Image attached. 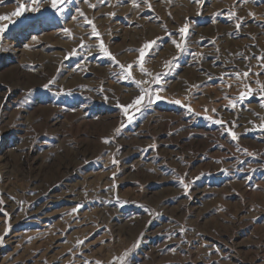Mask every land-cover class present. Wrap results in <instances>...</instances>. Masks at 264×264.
Returning a JSON list of instances; mask_svg holds the SVG:
<instances>
[{"label":"rangeland","instance_id":"obj_1","mask_svg":"<svg viewBox=\"0 0 264 264\" xmlns=\"http://www.w3.org/2000/svg\"><path fill=\"white\" fill-rule=\"evenodd\" d=\"M89 2L13 17L28 0H0V264H264V0ZM81 10L125 66L163 38L134 79L153 88L179 55L160 94L199 115L161 101L121 128L139 90ZM186 22L198 56L167 39Z\"/></svg>","mask_w":264,"mask_h":264},{"label":"snow or ice","instance_id":"obj_2","mask_svg":"<svg viewBox=\"0 0 264 264\" xmlns=\"http://www.w3.org/2000/svg\"><path fill=\"white\" fill-rule=\"evenodd\" d=\"M45 2V0H28V4H20L18 3L17 10L14 11L11 16L13 17H20L23 16L25 11H30V12H39L40 11V6L41 4ZM48 2L51 5V8L54 10V14L56 13H63L65 9V5L69 3V0H48ZM84 2L89 3V7L95 9L96 5L92 4L89 2V0H84ZM105 3L110 2V0H104ZM123 2V0H121ZM196 3H200L201 0H195ZM129 3L133 4L136 8L140 7V2L139 0H129ZM143 3L146 4L150 9H151V4L148 2V0H143ZM107 15L113 16L114 13H109ZM170 15V13H169ZM250 16L253 18L255 17L254 13H249ZM80 16L83 17L84 22L88 23L89 26L92 28V35L99 40V47H98V52L97 55H102L104 58L110 60L112 64H115L120 72L119 76L123 78L126 82H130L133 85H135L138 90L139 94L130 102L127 104H118L117 107L121 109L123 117H125V120L121 122V128L126 127L127 125H130L135 122L137 117L142 116L145 111L149 110L154 104L158 102H168L172 103L181 107H185L186 111L194 114V115H199L198 113H194L193 109L190 106L182 104V101L180 99H171L168 100L166 97L162 96L160 93L165 91L164 85L168 82L167 77L172 75V68H175L178 66L179 63V55L176 57H173V63H170L168 65L169 71L165 73H160L157 74L156 76L152 77L150 83L154 85L153 88L148 89L144 87H140L141 81L134 79L133 76V69L138 68L139 71L144 75V76H151V73L145 72V63L147 60L151 59L154 57V54L158 52L160 48V44L158 41L162 40L163 38H157L151 41H148L142 45V47L138 50V59L135 62V64H128L125 66L124 64H120L117 60L116 57L109 51V49L106 47L104 44L103 40L101 39V34L99 31L96 29L94 26V22L88 19V17L84 14V12L81 10ZM26 18V17H25ZM10 17L7 15L0 16V20H9ZM242 21H239L235 24V28L237 30L240 29ZM8 30V25L0 26V36H2L6 31ZM65 31H68L65 29ZM190 34V23H185L183 26L179 27L178 31L176 33L172 32H167V39L168 41L175 46V48L178 50V53L180 54H185L189 53L193 56H198L200 54L198 53H191L188 48L185 47V44L187 43L188 36ZM84 45L81 44L80 48L83 49ZM90 54V53H89ZM72 56L78 55L77 51H73L71 53ZM247 59V58H246ZM258 60H264V57H256ZM262 68H264V64L260 65ZM251 74V68H249L248 71L244 72L242 75L247 78ZM240 74H237L239 76ZM254 75H259V73H255ZM223 79V77H221ZM46 88H48V85H45ZM231 87V85H229ZM245 87L247 89L246 92L241 93L239 100L243 101L245 99H250L251 96L253 95L251 85L245 83ZM261 93H264V86H261ZM261 100L264 101V95L260 96ZM233 107H235V102H233ZM264 106V104H262ZM214 112L215 109H212ZM204 119L207 120H212V117L210 116H205ZM215 124L221 125V129L224 132H227L229 137L232 140H238V136L236 132L232 131L231 128L226 126V122H223L220 119H216L212 121ZM261 131H264V126L260 128ZM120 129H117V133L119 134ZM105 143H112L113 141L105 139ZM151 147V146H150ZM114 164H118L117 160H113ZM195 179H199V177L193 178L192 180H189L188 182H185V179L183 177H178L179 184L183 187L185 193L187 194L188 191L190 190V185L195 182ZM2 203V201H0ZM82 207V205H81ZM3 243V237L0 236V244ZM81 244H83V241H80ZM138 244H134L133 247L136 248L138 247ZM128 255V253H125V257ZM88 264V262H86Z\"/></svg>","mask_w":264,"mask_h":264}]
</instances>
